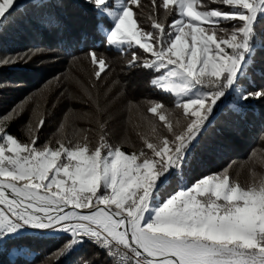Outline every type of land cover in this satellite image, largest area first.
Instances as JSON below:
<instances>
[{
  "label": "snow or ice",
  "instance_id": "obj_1",
  "mask_svg": "<svg viewBox=\"0 0 264 264\" xmlns=\"http://www.w3.org/2000/svg\"><path fill=\"white\" fill-rule=\"evenodd\" d=\"M86 2L109 47L122 54L142 49L131 52L128 67L159 74L151 85L172 95L182 116L153 102L148 111L167 135L146 117L151 135L128 154L109 143L104 122L95 146L79 130L69 137L63 124L55 146H40L42 115L29 123L28 142L8 131L23 107L0 115V256L34 264L22 242L52 232L69 237L54 253L57 264L85 241L103 249L111 264H264V176L242 185L224 169L187 180L219 105L232 97L228 103L238 114L246 101L264 98V88L248 91L240 83L258 48L264 0H161L159 7L176 18L167 24L150 16V30L134 12L139 0ZM152 5L155 11L157 0ZM28 7L41 21L51 16L42 11L48 0H0V25ZM88 55L99 80L106 60L94 50Z\"/></svg>",
  "mask_w": 264,
  "mask_h": 264
},
{
  "label": "trees",
  "instance_id": "obj_2",
  "mask_svg": "<svg viewBox=\"0 0 264 264\" xmlns=\"http://www.w3.org/2000/svg\"><path fill=\"white\" fill-rule=\"evenodd\" d=\"M160 3L157 0L155 11L152 0H139V6H133L145 30L151 28L150 16L167 24L176 18V12L166 15ZM42 11L51 16L41 21L36 9L28 7L25 12L18 9L13 13L6 26L0 25V115L16 106L24 108L23 115L8 128L13 136L28 142V125L34 126L41 115L45 125L39 130L40 146L48 142L55 146L62 135V124L69 137L79 130L95 146L98 122H104L109 143L128 154L144 147L142 137L151 135L146 117L167 135L162 122L148 109L153 102H162L176 116H182V111L175 108L172 95L151 85L159 74L128 67L131 52L140 54L142 49L136 46L122 54L109 47L107 33L98 30L96 14L86 0H48V7ZM103 24L110 27L107 19ZM256 41L258 48L251 66L240 81L248 91L264 88V47H259L264 44V19L256 25ZM90 50L108 65L99 80L94 76L98 66L91 63ZM7 58H14V62L3 65ZM93 83L96 87H92ZM231 99L225 101L202 134L187 176L190 184L224 169L242 185L251 182L254 174L257 179L264 176V98L246 101L238 114L228 103ZM216 112L217 109L214 115ZM173 190L175 184L169 191ZM67 239L62 233H39L22 243L30 246L29 258L34 264H57L54 253ZM0 261L9 264V256H0ZM59 264H111V260L91 241H85L59 258Z\"/></svg>",
  "mask_w": 264,
  "mask_h": 264
},
{
  "label": "rangeland",
  "instance_id": "obj_3",
  "mask_svg": "<svg viewBox=\"0 0 264 264\" xmlns=\"http://www.w3.org/2000/svg\"><path fill=\"white\" fill-rule=\"evenodd\" d=\"M20 2L21 3H23V2H25V0H20ZM135 18V17H134ZM225 104V103H224ZM224 104L222 105H219V107L217 108V111H218V109H220L221 108V106H222V108H223V106H224ZM217 113V112H216ZM215 116H216V114H215ZM211 120H212V118H210ZM52 233V232H51ZM52 234H55V233H52ZM58 234H61V233H57V234H55V235H58Z\"/></svg>",
  "mask_w": 264,
  "mask_h": 264
},
{
  "label": "bare ground",
  "instance_id": "obj_4",
  "mask_svg": "<svg viewBox=\"0 0 264 264\" xmlns=\"http://www.w3.org/2000/svg\"><path fill=\"white\" fill-rule=\"evenodd\" d=\"M47 234L55 235V234H57V233L52 234L51 232H47ZM95 246H96L101 252H103L104 254H106L105 251H104L103 249L99 248L97 245H95Z\"/></svg>",
  "mask_w": 264,
  "mask_h": 264
},
{
  "label": "water",
  "instance_id": "obj_5",
  "mask_svg": "<svg viewBox=\"0 0 264 264\" xmlns=\"http://www.w3.org/2000/svg\"><path fill=\"white\" fill-rule=\"evenodd\" d=\"M222 105H223V104H222ZM221 109H222V106H221V108H220V109H218V111H217L216 115H217V114H218V113L221 111ZM214 117H215V115H214ZM214 117H213V118H214ZM213 118H212V119H213ZM211 121H212V120H211Z\"/></svg>",
  "mask_w": 264,
  "mask_h": 264
}]
</instances>
